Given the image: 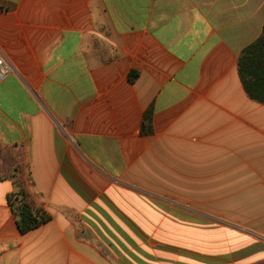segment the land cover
Returning a JSON list of instances; mask_svg holds the SVG:
<instances>
[{
  "label": "crops",
  "instance_id": "crops-1",
  "mask_svg": "<svg viewBox=\"0 0 264 264\" xmlns=\"http://www.w3.org/2000/svg\"><path fill=\"white\" fill-rule=\"evenodd\" d=\"M263 25L264 0H0V174L51 216L21 234L0 180V264H264L237 70Z\"/></svg>",
  "mask_w": 264,
  "mask_h": 264
},
{
  "label": "trees",
  "instance_id": "trees-1",
  "mask_svg": "<svg viewBox=\"0 0 264 264\" xmlns=\"http://www.w3.org/2000/svg\"><path fill=\"white\" fill-rule=\"evenodd\" d=\"M237 70L247 96L251 100L264 105V25L260 37L241 52L238 58ZM136 76L134 72H131L129 80L133 81ZM152 116V109L144 113L142 122L143 134L152 133ZM5 160L9 162L12 161V158L7 156ZM22 171L23 167L17 165L9 174H0V180L9 179L13 183L14 189L7 195V203L16 218L18 231L21 234H25L50 221L51 216L31 204L19 178Z\"/></svg>",
  "mask_w": 264,
  "mask_h": 264
},
{
  "label": "built area",
  "instance_id": "built-area-1",
  "mask_svg": "<svg viewBox=\"0 0 264 264\" xmlns=\"http://www.w3.org/2000/svg\"><path fill=\"white\" fill-rule=\"evenodd\" d=\"M10 72L9 66H7L2 58H0V78H4Z\"/></svg>",
  "mask_w": 264,
  "mask_h": 264
},
{
  "label": "rangeland",
  "instance_id": "rangeland-1",
  "mask_svg": "<svg viewBox=\"0 0 264 264\" xmlns=\"http://www.w3.org/2000/svg\"><path fill=\"white\" fill-rule=\"evenodd\" d=\"M187 208H188V206H187ZM219 223H221V222H219Z\"/></svg>",
  "mask_w": 264,
  "mask_h": 264
}]
</instances>
